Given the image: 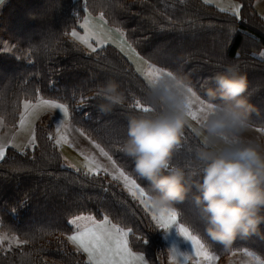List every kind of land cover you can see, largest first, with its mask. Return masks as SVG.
<instances>
[{"label":"trees","instance_id":"trees-1","mask_svg":"<svg viewBox=\"0 0 264 264\" xmlns=\"http://www.w3.org/2000/svg\"><path fill=\"white\" fill-rule=\"evenodd\" d=\"M237 1L239 16L202 0H7L0 11V33L14 48L11 54L0 52V116L7 125H15L21 102L37 95L65 103L68 121L109 151L145 188L147 181L134 173L132 159L120 150L127 115L134 110L116 107L102 113L96 97L86 98L94 96L98 84L115 79L125 93V105L137 99L145 103L147 82L116 47L107 44L87 52L69 33L78 29L83 6L89 13H101L107 24L124 29L125 39L145 60L186 75L201 99H205L200 88L204 78L235 64L249 81L250 122L262 127L264 18L252 0ZM81 97L87 105L83 110L77 107ZM34 134V146L23 153L9 147L0 159V230L22 239H28L24 233H35L36 239L0 250V264H86L84 255L64 237L71 231L68 220L79 214L97 219L107 215L112 223L130 230L132 250L150 264H162L167 255L159 229L140 203L105 175H85L66 166L52 126L36 124ZM200 142L186 127L174 160L190 157ZM193 192L194 187L173 207L180 223L201 236L218 258L246 248L264 260V224L258 234L237 236L228 247L211 241L192 201Z\"/></svg>","mask_w":264,"mask_h":264},{"label":"clouds","instance_id":"clouds-1","mask_svg":"<svg viewBox=\"0 0 264 264\" xmlns=\"http://www.w3.org/2000/svg\"><path fill=\"white\" fill-rule=\"evenodd\" d=\"M205 104L193 116L190 80L170 70L148 85V110L130 111L120 150L132 159L134 173L157 208H173L191 189L192 201L211 241L228 247L237 236L258 234L264 224V135L249 133V81L235 64L205 77ZM102 113L125 107L115 79L93 90ZM196 121L200 143L183 161L174 153L185 128Z\"/></svg>","mask_w":264,"mask_h":264},{"label":"snow or ice","instance_id":"snow-or-ice-1","mask_svg":"<svg viewBox=\"0 0 264 264\" xmlns=\"http://www.w3.org/2000/svg\"><path fill=\"white\" fill-rule=\"evenodd\" d=\"M180 2L183 3L184 0H180ZM207 2L208 0H205V3ZM105 6L108 5L106 4ZM240 8V4H232L228 7H222L220 10L222 12L230 11L234 15L239 16ZM98 19L100 23L93 22L90 16H85L83 24L85 30L84 35L81 36L74 30L72 35L82 41V43L92 51H95L93 43L90 42L92 38L95 39L96 47H101L111 41L113 44H116L122 52H125V54L128 55L129 60H133L134 55L136 60L143 61L146 67H141L139 63H136V60H133V63H136V71L143 76L147 82V86L161 74H170L169 69L160 67L141 57L132 44L126 41L123 28H107L104 24L103 14H101ZM113 32L119 36V40L113 37ZM4 51L11 52V48L5 47ZM260 55L264 56V52ZM94 98L95 96L86 99L91 100ZM72 99H75L74 95L72 96ZM84 100L85 98L81 97V103L77 105L81 110H83L84 106H87L84 104ZM191 100L193 105H198L196 110H193V116L195 117L196 112L204 106L205 101L197 95V92L194 89L191 90ZM45 107L59 110L53 119H57L59 116H63L66 119L69 115L68 105L60 103L55 99H43L39 95L36 96L35 103L31 100L25 99L23 101V111L19 113V129L11 130L8 133L0 135V159L5 157L6 151L9 147L17 149L23 153L26 148L35 145L34 129L31 126L32 118H34L35 115ZM125 107L130 110H148L146 104L142 103L139 99L135 100L132 104L125 105ZM85 118L88 117L86 116ZM2 119L3 118L0 117V123H2ZM60 123H62V121L58 120V127L56 129L57 138L55 141L57 145L61 144L62 141L68 143L67 138L60 135ZM188 128L192 129V125L190 124ZM193 131L195 130L193 129ZM259 131L264 133V126H262ZM18 133L26 134L28 143H18L16 139ZM92 143L97 149H99L100 154L107 158L111 164V168L101 165L95 156L81 153V155L84 156L83 168L85 175H95L102 169L104 173L111 176L112 180L122 181L123 187L134 199L139 197L140 204L150 212L151 219L158 228L167 229L170 225L174 223L176 224L178 232L190 241L191 254L194 257L199 258L196 260V264H211L214 258V253L208 249L201 236L194 234L185 224L179 223V214L176 209L157 208L154 206L149 199L145 188L137 182V179L126 171L125 167L117 164L109 151L105 150L104 147L94 140ZM69 167L74 168L77 171L80 170L75 164H71ZM68 223L74 227V230L67 236V239L72 244L76 245L77 251L82 250L87 254L86 264H147L143 254L133 252L129 248L128 235L130 230H126L121 228L118 224L112 223L107 215H104L102 219H97L91 214L74 215L68 220ZM23 235L28 237V239H22L15 233L9 234L8 232L0 231V247L5 246L6 244L7 247L5 250H7L13 245L18 247L28 245L31 241L36 239L35 233H24ZM143 243L144 245L147 244V236L143 237ZM171 251L176 258V264H186L189 260L188 252L178 251L174 247L171 248ZM244 251L247 252L249 256L253 257L256 264H264V260H261L259 256H255L254 253L249 252L247 249H244ZM172 258L173 256L169 257V259Z\"/></svg>","mask_w":264,"mask_h":264},{"label":"rangeland","instance_id":"rangeland-1","mask_svg":"<svg viewBox=\"0 0 264 264\" xmlns=\"http://www.w3.org/2000/svg\"><path fill=\"white\" fill-rule=\"evenodd\" d=\"M6 1L7 0H0V11H1V8L3 7V4ZM202 1L205 2V0H202ZM82 2H84V0H82ZM208 2H207V4H211V5L215 6L216 8H219V9L222 7H228L229 5H232L231 2H233V3L235 2L236 4L239 3L237 0H208ZM83 7H84V13H83L84 15L81 16V18L77 22V28L78 29H73L76 33H78L81 36L84 35V31H85L83 28L85 16H90V18L93 22L100 23L98 17L101 15V13H96V14L89 13V11H87L86 7L85 6H83ZM228 12H230V11H228ZM230 13H232V12H230ZM104 24L107 28H115V27L107 24L105 18H104ZM73 30H71L69 33L70 38L79 42L85 48V50L87 52H92V50L88 49L87 46L82 43V41H80L79 39H77L75 36L72 35ZM112 35L115 39L119 40V36L115 32H113ZM90 42L93 43L95 50L100 48V47H96V42H95L94 38H92L90 40ZM107 44H110V45L116 47L129 60L128 55H126L125 52H122L116 44H113L111 41H109L105 45H107ZM105 45H103V46H105ZM5 47H10L11 51H12L14 48V45L7 37H5L3 34L0 33V52L6 53V54H11V52L4 51ZM133 60H136V57L134 55H133ZM133 60H129V62L133 65L135 70H136V63H139L141 65V67H146L144 65L143 61L136 60V63H133ZM43 99H47V98H43ZM32 102L35 103L36 99L32 100ZM197 107H198V105L194 104L193 110H196ZM21 111H23V101L21 102V107H20L19 113ZM58 111L59 110H57V109H51V108H47V107L43 108L41 111H39L35 115L34 118H32L31 126L33 129H34L36 124L44 125V126H46V125L52 126L54 140L56 141V138H57L56 129L58 127V120L62 121V123L59 124L60 135L65 136L67 138L68 143H64L62 141L61 144H59V145L56 144V145L62 154L64 164L68 167L71 164H75V165H77V168L84 171V168H83L84 156L81 155V153H84L85 155L95 156V158L100 162L101 165H103L104 167L111 168V164L107 160V158L102 156L99 152V149H97L95 147V145L92 143L93 140L88 138L79 128H77L76 126L71 124L68 121V117L65 119L63 116H59V117H57V119H53V117L56 115V113ZM19 113L17 116V120L15 122V125H7L2 119V123H0V135L8 133L11 130L19 129V127H20V125L18 123ZM191 125H192L191 130L193 131V129H195V127L197 126L196 121L192 120ZM255 129L259 132L260 135H264V133L259 131V128H255ZM193 132H195V131H193ZM253 136H256V135L254 134ZM16 139H17L18 143H21V144L28 143L27 135L24 133H18ZM31 147L32 146H30L28 148H31ZM98 173L101 175H105L110 181H114V182L118 183L120 185V187L126 193H128L131 196V194L123 187L122 181L112 180L111 176L108 175L107 173H104L102 169ZM135 199H136V201L139 202V197H137ZM140 205L144 208V206L142 204H140ZM145 210L150 215V212L147 209H145ZM150 217H151V215H150ZM174 227H176V229ZM177 231L178 230H177V226L175 223L170 225L167 229H164V231H163L161 241H163V245L166 247L167 256H166V259L162 262V264H176V258L171 251V248H173V247L176 248L178 251L189 253V260L186 262V264H196V260L199 258H196L191 254V252H190L191 251L190 241L187 240L182 234H180ZM6 247H7V245L5 244V246L0 247V250L5 251ZM12 247H16V245H13ZM170 256H173V258L169 259ZM251 258L252 257H250L246 252V256L239 257L238 259H236V258L232 259V256H229V257H226L223 259L219 258L220 260H219L218 264H255V263H251L252 261L251 262L249 261ZM180 259H182V258H180ZM211 264H214V258H213Z\"/></svg>","mask_w":264,"mask_h":264},{"label":"crops","instance_id":"crops-1","mask_svg":"<svg viewBox=\"0 0 264 264\" xmlns=\"http://www.w3.org/2000/svg\"><path fill=\"white\" fill-rule=\"evenodd\" d=\"M209 3V2H208ZM231 4H236L235 2L233 3V2H231ZM237 4H239V3H237ZM252 5H253V8H254V10L262 17V18H264V0H252ZM143 77V76H142ZM255 128H261V127H253L252 126V130H251V132L249 133L250 135H256V136H260V134H259V132L255 129ZM195 133V132H194ZM196 134V133H195ZM198 137V136H197ZM200 139V138H199ZM179 221V220H178ZM154 222V221H153ZM180 223V222H179ZM71 226V231H70V233L69 234H67V235H65L64 237H65V239H66V241H67V243H68V245L73 249V250H75V251H77L76 250V245H74V244H72L68 239H67V236L68 235H70L71 234V232L74 230V227L72 226V225H70ZM158 228V227H157ZM175 229H176V227H174ZM159 229V234H160V238L162 239V235H163V231H164V229L163 228H158ZM178 232V231H177ZM162 242V244H163V241H161ZM164 246V245H163ZM165 247V246H164ZM129 248H130V246H129ZM131 249V248H130ZM165 249H166V247H165ZM244 249H246V248H241V249H236V250H232V251H230L229 253H227L226 255H224L223 257H221L220 259H223V258H226V257H229V256H232V259H234V258H236V259H238L239 257H243V256H246V252L244 251ZM132 250V249H131ZM248 250V249H247ZM133 252H136V253H139V252H137V251H134V250H132ZM248 251H250V250H248ZM79 252H81L83 255H84V257H85V259L87 260V254L86 253H84L82 250H80ZM250 252H252V251H250ZM213 253V252H212ZM253 253V252H252ZM255 254V253H254ZM166 255H167V250H166ZM255 256H257L256 254H255ZM250 257H252V256H250ZM145 258V257H144ZM216 255H215V253H214V264H218V262H219V260H220ZM261 259V258H260ZM146 260V259H145ZM262 260V259H261ZM251 263H255L256 264V261L253 259V257L249 260ZM146 262L148 263V264H150L147 260H146Z\"/></svg>","mask_w":264,"mask_h":264}]
</instances>
